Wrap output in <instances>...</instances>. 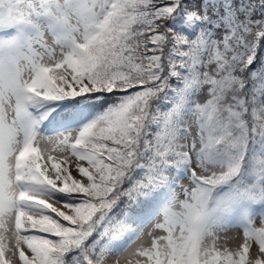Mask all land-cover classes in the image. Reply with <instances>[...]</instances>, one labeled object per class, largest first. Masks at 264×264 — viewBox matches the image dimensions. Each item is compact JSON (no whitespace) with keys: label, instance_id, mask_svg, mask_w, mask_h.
Segmentation results:
<instances>
[{"label":"snow or ice","instance_id":"6c2138e0","mask_svg":"<svg viewBox=\"0 0 264 264\" xmlns=\"http://www.w3.org/2000/svg\"><path fill=\"white\" fill-rule=\"evenodd\" d=\"M0 264H264V0H0Z\"/></svg>","mask_w":264,"mask_h":264},{"label":"rangeland","instance_id":"374dc122","mask_svg":"<svg viewBox=\"0 0 264 264\" xmlns=\"http://www.w3.org/2000/svg\"><path fill=\"white\" fill-rule=\"evenodd\" d=\"M259 222L257 221V224H258ZM228 235L229 236H233V235H239V236H242V232H238V230H233L232 232H229L228 233ZM238 241H230V246H235L236 245V243H237Z\"/></svg>","mask_w":264,"mask_h":264}]
</instances>
